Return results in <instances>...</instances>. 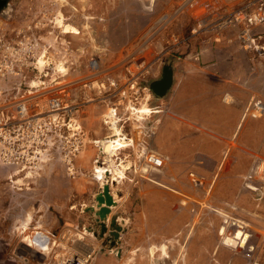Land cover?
<instances>
[{"label": "rangeland", "instance_id": "rangeland-1", "mask_svg": "<svg viewBox=\"0 0 264 264\" xmlns=\"http://www.w3.org/2000/svg\"><path fill=\"white\" fill-rule=\"evenodd\" d=\"M3 1L0 32L18 39V32L24 30L30 43L33 37L42 39L47 55L54 52L56 58L72 59L73 78L79 80L73 87L72 169L57 162L41 168L35 180L28 174L22 178L24 172L13 173L14 168L0 170V264H66L65 258L76 254L78 246L91 247L92 264H264L263 115L246 114V131L243 134L239 127L233 149L223 160L193 150L180 157L182 166H168L164 159L161 166L146 162V157L154 161L160 157L146 142L145 131L157 120L151 115L161 111L152 107L157 95L149 85L165 64L173 67L192 44L203 40L190 36L196 23L194 6L181 7L185 0ZM58 10L74 21L79 34L60 32L54 22ZM168 12L152 36L141 38L154 20ZM259 30L264 33V25ZM170 34L188 37L189 46L168 49ZM141 42V47H147L136 52ZM37 51H42L41 46ZM91 59L98 62V73L89 77L91 84L85 88L80 78L90 72ZM129 78L136 82L139 95L149 93L152 113L132 115L133 127L130 123L125 127L142 141L114 155L106 141L114 138L115 131L113 136L106 133L111 128L103 114L119 101L118 91ZM242 142L251 149H243ZM117 156L128 165L126 178L119 185L109 180L116 198L103 228L90 207L97 209L95 196L102 191L99 168H110L108 163ZM191 173L200 183L193 181ZM7 174L26 184H14ZM28 214L31 228L41 225L38 232L21 233V221ZM113 218L121 226L118 238L112 233ZM83 231L86 234H80ZM36 246L43 250L37 252Z\"/></svg>", "mask_w": 264, "mask_h": 264}, {"label": "built area", "instance_id": "built-area-1", "mask_svg": "<svg viewBox=\"0 0 264 264\" xmlns=\"http://www.w3.org/2000/svg\"><path fill=\"white\" fill-rule=\"evenodd\" d=\"M187 4L194 6L197 13L190 36L202 37L201 42L205 43L209 39L216 41L222 32L229 31L252 58L263 56L264 33L259 28L264 25V0H190ZM157 28L148 32V36H152ZM17 35L19 40H14L12 34L0 32V170L13 164L27 173L30 172L29 169L54 159L65 162L70 171L75 149L73 87L74 80H79L73 78L72 59L69 58L68 64L63 66L66 67L65 73L67 72L64 79L62 73L58 75L56 65L53 64L45 65L44 71L40 72L32 60H27L30 54L33 57L34 54L26 46L24 30ZM187 38L184 35L170 34L172 42L167 48L179 51L181 45L189 46ZM141 44L142 42L136 52L147 47H141ZM88 63L90 72L80 78L81 85L85 88L91 84L89 77L96 75L99 68L94 59ZM141 64L142 62L138 65ZM33 77L42 80L32 86L29 79ZM136 85L133 79L126 80L118 91L119 101L109 106L103 114V121L109 128L112 124L110 115L117 116L120 126L124 128L126 146H122V149L133 147L137 143L139 145L142 141L133 136L130 129L133 125L128 115L129 101L135 102L141 96ZM27 86L34 89L26 88ZM249 112L252 116L263 115L264 101L252 98L244 115ZM125 123H130V128L126 129ZM156 156L159 157L157 154ZM146 162L161 166L163 158L160 156L159 161H154L146 157ZM193 175L191 173L193 181L200 183ZM30 178L34 179L32 176Z\"/></svg>", "mask_w": 264, "mask_h": 264}, {"label": "crops", "instance_id": "crops-1", "mask_svg": "<svg viewBox=\"0 0 264 264\" xmlns=\"http://www.w3.org/2000/svg\"><path fill=\"white\" fill-rule=\"evenodd\" d=\"M187 51L171 69L169 88L151 100L161 111L151 115L156 123L145 131L148 148L168 166H182L180 157L193 150L223 160L233 149L239 127L243 134L246 131L244 111L250 100L264 101V56L252 58L232 32H222L216 41L192 44ZM191 57L196 61L185 62ZM242 148L251 149L244 142Z\"/></svg>", "mask_w": 264, "mask_h": 264}, {"label": "bare ground", "instance_id": "bare-ground-1", "mask_svg": "<svg viewBox=\"0 0 264 264\" xmlns=\"http://www.w3.org/2000/svg\"><path fill=\"white\" fill-rule=\"evenodd\" d=\"M64 1L65 0H58V3L62 4ZM188 1H190V0H185L182 3L181 7H184V5L188 3ZM168 14H170V13L168 12L166 14L165 18H160L163 15H165V14H163L162 16L159 17L160 19L158 18V19L154 20L152 22V24L148 27V29L143 33L141 38L146 37L147 33L152 31L153 29L155 30L157 28V26L159 24H161L162 21H164L168 17ZM67 18L68 17H65L64 13L61 10H58L57 15L54 18V22L60 28V32L65 33V34H73V35L74 34H79L80 33V29L78 28V26H76L74 24V21H70V20L68 21ZM73 18H75V16ZM24 35H25L24 40L26 42V46L29 47L30 48V52L32 54H34V57L32 55H29V57H27V60H32L34 62V64H36V66H37L36 68H38L40 70V72L44 71L43 69H44L45 65H48V64L52 65L53 64V65H56L55 66V70H58V73H62V77H65L67 75V72L65 73L66 67L63 68V66L68 64L69 58L62 59L61 56L60 57L58 56V58H56L54 52H51V54L47 55L46 54L47 48L43 44L42 39H38V38H34L33 37L31 39V43H30L29 42L30 41L29 37H27L25 33H24ZM14 40H19V38L18 39H14ZM39 46H41V48H42L41 52L37 51V48ZM65 48L67 50L69 48L68 43H66V42H65ZM40 80H42V79L38 78V77H33V78L29 79V81L32 82V86H36V82H39ZM143 94L144 95L139 97L137 101H135V102L129 101V104H128V109H129L128 115L130 117V122H133L132 115L136 116V117H146L150 113H152V110H151V108L148 105L149 93L147 91H144ZM24 104H26L25 101H24ZM132 107H133V109L131 110L130 108H132ZM110 118H111L110 120L112 122L111 130L106 132V133L113 136V132L114 131L115 132H114V138L107 140L106 143L108 144L109 148L111 147V148L114 149L113 154L114 155H118L119 154L118 150H121L122 146H126V144L124 143V139L126 138V133L124 132V128L120 126V122H118L119 120L117 119V116L110 115ZM102 149L103 148L101 146L100 150H102ZM117 159L118 160H116V161H112L111 164L108 163V165H111L110 168L109 167L106 168L104 166L99 168L100 169V171H99L100 174L98 176L101 177V182L100 183H101V188L102 189H103V186L105 184H109V180L114 181V182H116L115 183L116 185H119V184H121L123 182L124 178H126V168L128 167V165H127V163H125V161H124V159L122 157H118L117 156ZM57 162L59 163V161L52 159L50 162H47L44 165H37L34 169H29L30 172H27V173L25 171H20L21 169L18 168V166L13 165V164L7 166L6 168L7 169L8 168H14L13 169L14 170L13 173H15V172H17V173L24 172V175H22V177H26L27 174H28L29 176L31 175L32 178L34 177V180H35L37 175H38V177L41 176V174L39 173L41 168L45 169L44 166H53V165L57 164ZM6 178L8 180H11V182H13L14 184H18L19 186L26 184L20 177L16 178V180L12 179L11 174H7ZM112 194H113V197L116 198V194L114 192H112ZM111 206H114V205H111ZM29 224H30V216L28 214L25 217V220L21 221L20 228H19L21 233L25 232L28 229H31L32 232H38L39 229L41 228V225H37V226H34V227L31 228L29 226ZM80 234H86V232L83 231ZM47 248L50 250L51 246H48ZM77 249L79 251H77L76 254L74 253V255H70V256L65 258L66 264H88V263L92 264L93 263L94 260L93 259L90 260V258H88V256L91 257V255H90L91 252H89V251H91V247L90 248H87V247L85 248V247L78 246ZM41 250H43L42 247L38 248V246H36V251L37 252H41ZM56 256H57V254L55 255V257ZM59 256H60V254H59Z\"/></svg>", "mask_w": 264, "mask_h": 264}, {"label": "water", "instance_id": "water-1", "mask_svg": "<svg viewBox=\"0 0 264 264\" xmlns=\"http://www.w3.org/2000/svg\"><path fill=\"white\" fill-rule=\"evenodd\" d=\"M3 0H0V8L2 7ZM171 69L172 67L168 65H164L161 70V75L159 76V79H154L151 84L149 85V88L158 96H162L166 90L169 88L171 83ZM95 200L97 201V209H95L93 206L90 207V210H92L102 221V227L105 228V224L103 223L107 216L110 213V206L115 205V200L113 198V195L110 191L109 184H105L103 186V189L101 192H99L95 196ZM108 214V215H107ZM116 220L113 218L111 220V224L114 226V230L112 231L114 238H118L119 231L121 230V226L118 224H115Z\"/></svg>", "mask_w": 264, "mask_h": 264}, {"label": "flooded vegetation", "instance_id": "flooded-vegetation-1", "mask_svg": "<svg viewBox=\"0 0 264 264\" xmlns=\"http://www.w3.org/2000/svg\"><path fill=\"white\" fill-rule=\"evenodd\" d=\"M2 2H3L2 5H4L5 2L4 1H2Z\"/></svg>", "mask_w": 264, "mask_h": 264}]
</instances>
